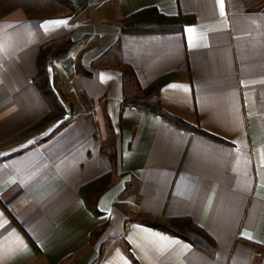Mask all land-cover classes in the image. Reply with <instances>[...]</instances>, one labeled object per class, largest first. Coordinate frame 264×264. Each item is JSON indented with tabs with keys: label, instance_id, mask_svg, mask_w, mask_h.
I'll use <instances>...</instances> for the list:
<instances>
[{
	"label": "crops",
	"instance_id": "1",
	"mask_svg": "<svg viewBox=\"0 0 264 264\" xmlns=\"http://www.w3.org/2000/svg\"><path fill=\"white\" fill-rule=\"evenodd\" d=\"M138 13L148 30L124 32ZM69 38L50 73L72 113L32 129L40 49ZM121 63L169 77L162 107L204 133L122 109ZM0 264H264V0H0Z\"/></svg>",
	"mask_w": 264,
	"mask_h": 264
},
{
	"label": "trees",
	"instance_id": "2",
	"mask_svg": "<svg viewBox=\"0 0 264 264\" xmlns=\"http://www.w3.org/2000/svg\"><path fill=\"white\" fill-rule=\"evenodd\" d=\"M59 1L62 2L64 5L68 6L70 9H72L75 12L84 8V6L87 3V0H59ZM136 17H139V13L135 14L132 18L124 19L122 26V30L124 32H140L142 30H148L149 28L147 27L148 24L147 25L145 24L146 26H144L143 22L145 21L143 20V22H140L139 18L138 20H135ZM183 23L184 21L181 24L183 25ZM73 45H74V41L69 38L63 40L60 43H50L48 45L43 46L40 49V53L38 56L39 70L37 75L35 76V81L40 87L43 94L49 100L51 104V110L41 119H39L34 125H32L31 127L32 129L40 128L53 119L59 117L64 118L65 115L68 113L66 104H68L70 107V114L72 113L73 103L70 99L71 95L70 93H63L58 89L57 87L58 76L56 73L53 74L50 73V64L52 63L53 60L67 58ZM119 67L123 73V84H124V97L122 100V109H124L127 106L142 108L148 111L158 113L161 116L172 120L178 125L185 126L189 129L197 130L204 133L203 130L185 122L179 117L172 115L162 107L159 93L162 86L169 80V77H162L157 81H155L152 85H150V87L146 88L141 85L134 68L130 64L121 63ZM76 70L80 72H85L80 63H77ZM82 100L86 106L87 113L91 114V108H92L91 101L88 98V96H86L84 93L82 95ZM69 119L70 117L65 118V120L63 121V123L60 124L59 127L63 126ZM108 126L110 130H112V125L110 121L108 122ZM102 149L110 155L113 168H115L117 165V149H116L115 138L112 137L111 139H109L108 142L102 147ZM111 177H112L111 173L100 177L96 181L97 183L96 188L92 191L90 197L86 199L88 206L96 214L100 213V211L96 206L97 198L100 195V193L103 192L110 185ZM137 220H139L140 222L146 225L153 226L174 233L176 235H180V236L182 235L181 232L174 229V225H175L174 220L167 221L147 214H140ZM101 228L103 227L94 230L91 234V237L93 238Z\"/></svg>",
	"mask_w": 264,
	"mask_h": 264
}]
</instances>
